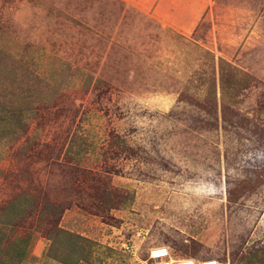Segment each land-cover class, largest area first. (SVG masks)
Listing matches in <instances>:
<instances>
[{
	"label": "rangeland",
	"instance_id": "374dc122",
	"mask_svg": "<svg viewBox=\"0 0 264 264\" xmlns=\"http://www.w3.org/2000/svg\"><path fill=\"white\" fill-rule=\"evenodd\" d=\"M207 1L0 0V264H264V0Z\"/></svg>",
	"mask_w": 264,
	"mask_h": 264
},
{
	"label": "crops",
	"instance_id": "0c3cea01",
	"mask_svg": "<svg viewBox=\"0 0 264 264\" xmlns=\"http://www.w3.org/2000/svg\"><path fill=\"white\" fill-rule=\"evenodd\" d=\"M131 5H137L144 7L147 6L145 3L147 2H153L152 7H156L158 10H162L165 13L171 12L170 10H177V17L179 19H185L186 20L190 19L189 23H196V20L198 18V14L201 12L202 9L207 6V0H125ZM186 6V9H190L189 14H187L186 17H184V13L181 11L185 9L184 7ZM175 15V14H173Z\"/></svg>",
	"mask_w": 264,
	"mask_h": 264
},
{
	"label": "built area",
	"instance_id": "2783aa9c",
	"mask_svg": "<svg viewBox=\"0 0 264 264\" xmlns=\"http://www.w3.org/2000/svg\"><path fill=\"white\" fill-rule=\"evenodd\" d=\"M126 248L127 245H125ZM163 248H156L150 251V260L152 261V264H173V261H169V259H166L168 252L166 249H163L164 251H160ZM162 253H166L165 255H162ZM195 264L193 261H180L176 264ZM198 264H216V261H202Z\"/></svg>",
	"mask_w": 264,
	"mask_h": 264
},
{
	"label": "clouds",
	"instance_id": "9594fccd",
	"mask_svg": "<svg viewBox=\"0 0 264 264\" xmlns=\"http://www.w3.org/2000/svg\"><path fill=\"white\" fill-rule=\"evenodd\" d=\"M161 250H163V249H161ZM161 250H160V251H161ZM163 251H164V250H163ZM165 254H166V253H162V255H165Z\"/></svg>",
	"mask_w": 264,
	"mask_h": 264
},
{
	"label": "bare ground",
	"instance_id": "6f19581e",
	"mask_svg": "<svg viewBox=\"0 0 264 264\" xmlns=\"http://www.w3.org/2000/svg\"><path fill=\"white\" fill-rule=\"evenodd\" d=\"M155 249V248H154ZM188 261V260H187ZM187 264H190V263H187Z\"/></svg>",
	"mask_w": 264,
	"mask_h": 264
}]
</instances>
